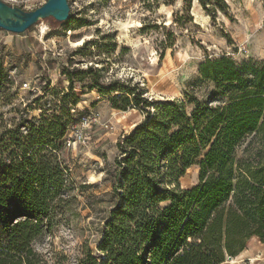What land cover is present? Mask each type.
Here are the masks:
<instances>
[{"label":"rangeland","instance_id":"obj_1","mask_svg":"<svg viewBox=\"0 0 264 264\" xmlns=\"http://www.w3.org/2000/svg\"><path fill=\"white\" fill-rule=\"evenodd\" d=\"M3 1L32 11L46 0ZM67 3L69 17L60 24L47 18L21 34L0 29V159L19 145L44 155L38 147L54 143L56 150L45 148L64 185L43 220L49 226L31 247L45 264H79L89 252L107 264L97 245L118 200L119 141L157 115L159 102H183L187 115L194 99L224 105L223 90L199 68L223 58L238 68L264 62V0ZM110 85L116 91L103 90ZM134 88L150 103L146 108L124 105L132 97L122 90ZM198 174L197 165L187 168L179 188L197 185ZM233 258L221 264H264V239L250 237L241 258Z\"/></svg>","mask_w":264,"mask_h":264},{"label":"trees","instance_id":"obj_2","mask_svg":"<svg viewBox=\"0 0 264 264\" xmlns=\"http://www.w3.org/2000/svg\"><path fill=\"white\" fill-rule=\"evenodd\" d=\"M199 74L223 90L224 105L194 99L187 115L183 102H159V113L118 143V200L97 245L107 264H221L250 237L264 239V62L238 68L223 58L205 62ZM109 88L103 90L116 91ZM122 92L132 97H124L125 106L150 104L135 88ZM45 147L37 151L47 154L36 155V147L19 145L0 159V264H45L31 243L49 226L43 220L64 185ZM192 165L199 182L180 189L178 179ZM79 264L105 263L89 252Z\"/></svg>","mask_w":264,"mask_h":264},{"label":"water","instance_id":"obj_3","mask_svg":"<svg viewBox=\"0 0 264 264\" xmlns=\"http://www.w3.org/2000/svg\"><path fill=\"white\" fill-rule=\"evenodd\" d=\"M69 17L67 0H46L32 11H24L0 0V29L12 34H21L44 19L65 22Z\"/></svg>","mask_w":264,"mask_h":264},{"label":"bare ground","instance_id":"obj_4","mask_svg":"<svg viewBox=\"0 0 264 264\" xmlns=\"http://www.w3.org/2000/svg\"><path fill=\"white\" fill-rule=\"evenodd\" d=\"M203 19V18H202ZM205 19V18H204ZM128 33V32H127ZM243 252H241L239 255H237L236 257H234L232 260L235 261V259H239L241 258V255H242Z\"/></svg>","mask_w":264,"mask_h":264}]
</instances>
